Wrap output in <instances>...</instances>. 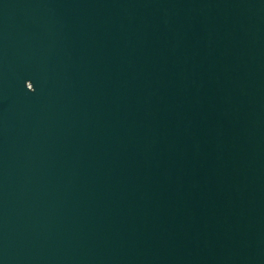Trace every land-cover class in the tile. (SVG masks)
I'll use <instances>...</instances> for the list:
<instances>
[{"label":"water","instance_id":"water-1","mask_svg":"<svg viewBox=\"0 0 264 264\" xmlns=\"http://www.w3.org/2000/svg\"><path fill=\"white\" fill-rule=\"evenodd\" d=\"M0 264H264V0H0Z\"/></svg>","mask_w":264,"mask_h":264}]
</instances>
